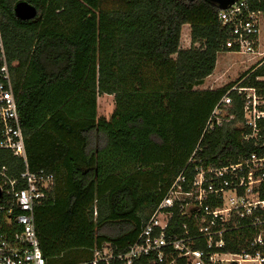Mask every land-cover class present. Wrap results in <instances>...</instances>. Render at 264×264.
Segmentation results:
<instances>
[{
    "label": "trees",
    "instance_id": "16d2710c",
    "mask_svg": "<svg viewBox=\"0 0 264 264\" xmlns=\"http://www.w3.org/2000/svg\"><path fill=\"white\" fill-rule=\"evenodd\" d=\"M21 1L37 10L34 19L15 18ZM249 7L264 13V0ZM218 13L206 0H0L28 166L55 178L34 211L47 264H79L105 243L124 251L197 147V161L217 167L256 150L242 138L236 93L234 119L202 136L234 85L264 96V56L235 83L196 89L219 54L235 52ZM184 25L188 49L180 47ZM102 95L114 97L109 119L97 115ZM2 166L22 171L0 151Z\"/></svg>",
    "mask_w": 264,
    "mask_h": 264
},
{
    "label": "built area",
    "instance_id": "2783aa9c",
    "mask_svg": "<svg viewBox=\"0 0 264 264\" xmlns=\"http://www.w3.org/2000/svg\"><path fill=\"white\" fill-rule=\"evenodd\" d=\"M262 13L251 10L249 0H236L219 11L218 20L228 35L225 47L252 53ZM231 93L243 100L242 138L256 150L217 167L197 161V147L134 243L124 251L105 243L79 264H264V96L255 88L234 85L211 111L202 136L234 119ZM0 151L22 164L18 175L0 167V264H47L34 211L53 191L55 178L46 170L29 169L11 64L1 36Z\"/></svg>",
    "mask_w": 264,
    "mask_h": 264
},
{
    "label": "rangeland",
    "instance_id": "374dc122",
    "mask_svg": "<svg viewBox=\"0 0 264 264\" xmlns=\"http://www.w3.org/2000/svg\"><path fill=\"white\" fill-rule=\"evenodd\" d=\"M190 45L189 28L184 25L181 30L180 47ZM264 56V13L259 16V35L256 48L249 54L239 52L221 53L216 61L213 74L197 90L217 89L235 83L248 69ZM114 97L102 95L97 98V115L109 119L114 111Z\"/></svg>",
    "mask_w": 264,
    "mask_h": 264
},
{
    "label": "water",
    "instance_id": "95a60500",
    "mask_svg": "<svg viewBox=\"0 0 264 264\" xmlns=\"http://www.w3.org/2000/svg\"><path fill=\"white\" fill-rule=\"evenodd\" d=\"M215 5L219 11H224L234 5L236 0H206ZM13 13L16 19L20 21H29L36 17L37 10L28 3L21 1L14 5Z\"/></svg>",
    "mask_w": 264,
    "mask_h": 264
},
{
    "label": "crops",
    "instance_id": "0c3cea01",
    "mask_svg": "<svg viewBox=\"0 0 264 264\" xmlns=\"http://www.w3.org/2000/svg\"><path fill=\"white\" fill-rule=\"evenodd\" d=\"M188 28H189V26H188ZM189 37H190V28H189ZM189 47H190V45H189ZM189 47H188V48H189ZM188 48H186V49H188ZM219 55H220V54H219ZM219 55H218V56H219ZM217 58H218V57H217ZM261 59H262V58H261ZM261 59H260V60H261ZM260 60H258V61H260ZM258 61H257V62H258ZM257 62H256V63H257ZM254 65H255V64H254ZM212 74H213V73H212ZM212 74H211V75H212ZM204 82H205V81H204ZM202 86H203V85H202ZM206 90H213V89H206Z\"/></svg>",
    "mask_w": 264,
    "mask_h": 264
}]
</instances>
